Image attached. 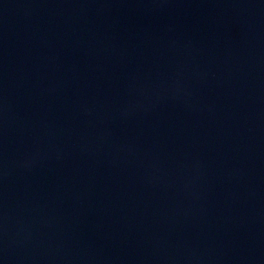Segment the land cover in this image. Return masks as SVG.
<instances>
[{"label":"water","instance_id":"water-1","mask_svg":"<svg viewBox=\"0 0 264 264\" xmlns=\"http://www.w3.org/2000/svg\"><path fill=\"white\" fill-rule=\"evenodd\" d=\"M0 264H264V0H0Z\"/></svg>","mask_w":264,"mask_h":264}]
</instances>
